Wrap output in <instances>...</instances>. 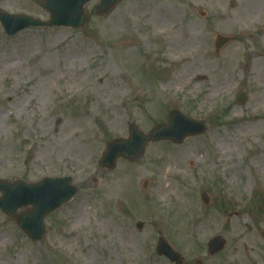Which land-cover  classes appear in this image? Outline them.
Wrapping results in <instances>:
<instances>
[{
  "label": "rangeland",
  "instance_id": "obj_1",
  "mask_svg": "<svg viewBox=\"0 0 264 264\" xmlns=\"http://www.w3.org/2000/svg\"><path fill=\"white\" fill-rule=\"evenodd\" d=\"M42 2L0 0V12L47 20ZM98 4L86 5L80 30L34 27L8 36L0 23V179L71 176L79 189L45 218L40 241L0 210V264H173L156 252L160 236L184 264H242L233 228L246 226L257 237L248 254L241 248L246 264H264V174L257 172L264 60L253 55L254 36L264 44V0H122L105 15ZM175 28L205 34L212 65L190 64L179 75L197 54L178 50ZM217 34L236 38L219 54ZM227 61L233 69L226 72ZM240 86L249 92L244 105L235 100ZM173 108L208 120L209 130L181 144L149 143L140 158L120 159L113 170L100 167L107 143L126 137L130 122L148 132ZM186 150L184 160L172 159ZM160 183L172 189L162 196ZM202 222L211 225L199 233ZM215 236L227 244L210 255Z\"/></svg>",
  "mask_w": 264,
  "mask_h": 264
},
{
  "label": "water",
  "instance_id": "obj_2",
  "mask_svg": "<svg viewBox=\"0 0 264 264\" xmlns=\"http://www.w3.org/2000/svg\"><path fill=\"white\" fill-rule=\"evenodd\" d=\"M91 0H44L41 7L50 14L49 19L42 20L26 14H10L0 12V22L8 35H14L30 27L65 26L74 29H82L89 16L85 5ZM121 0H100L97 5L99 14L110 12ZM233 37L217 35V52ZM239 101L247 100L246 93L241 90L237 96ZM208 129L205 120L190 118L178 109L170 112L169 120L154 127L150 132H143L136 124L129 126V134L126 138H119L109 142L100 158V165L104 169H113L120 158L135 160L144 153L149 142L171 140L182 143L187 137L203 134ZM72 177H44L38 182L29 183L20 179L10 181L0 179V209L9 217L14 218L20 228L34 241L41 240L46 227L44 219L51 212L60 208L77 193L78 188L71 184ZM205 202L208 196L202 194ZM31 206L26 211L19 209ZM137 227L142 229L143 222H138ZM226 241L221 236L213 237L208 244L211 254L221 251ZM157 252L165 255L175 264H183L184 258L165 239L160 237Z\"/></svg>",
  "mask_w": 264,
  "mask_h": 264
},
{
  "label": "bare ground",
  "instance_id": "obj_3",
  "mask_svg": "<svg viewBox=\"0 0 264 264\" xmlns=\"http://www.w3.org/2000/svg\"><path fill=\"white\" fill-rule=\"evenodd\" d=\"M194 23H191L190 21L188 23H186V25L184 26V29L187 31H192V29L194 28L193 26ZM193 26V27H192ZM192 27V28H190ZM176 31L174 32V37L173 39L176 41L180 42V45L178 46V50L181 52V50L183 48H191L197 55L194 57V59H189L185 64L186 65L183 69L179 70V75L184 72L185 74L188 73V66H190V64H201L202 67H204V65H212V61L209 58H206L204 56V41H205V34H191V33H183V35L180 34L179 32V28H175ZM183 30V29H182ZM170 47L175 48V43L171 44L170 42L166 43V48L169 49ZM201 50H198V49ZM237 55V52L234 54ZM233 69V64L231 61H227L225 62V67L224 70L227 72L229 70ZM173 76H176V72L174 73ZM186 77H183V79L185 80ZM224 79L223 75L218 79V83L222 82V80ZM182 79H179V76L176 78V80L174 79L173 82L178 85L180 83ZM229 137V136H228ZM219 149L222 150L224 149V147L219 146ZM159 149H156L153 151L154 154L159 153ZM188 154V150L186 151H181L176 153L175 155H172V159L174 160H184L185 156ZM259 157L264 158V152H261L259 155ZM257 172L263 176L264 174V164H260L259 169L257 170ZM261 178V177H260ZM172 189L170 184H164V183H160L159 186V193L160 195H165L166 193H168L170 190ZM211 225V222H202L200 224H198V226L196 227V231L199 233H203L205 231H207L208 226ZM235 231H239V235L241 236V239L238 241V245L237 247L234 249V252L236 253V255H238L240 257L241 263L242 264H246L247 261V257L243 256L242 250L241 248L245 249L246 254H248V251L251 248V244L255 243L257 240V237L254 235V232L251 231V229H249V227H244V228H240V227H234L233 228ZM251 245V246H250Z\"/></svg>",
  "mask_w": 264,
  "mask_h": 264
},
{
  "label": "flooded vegetation",
  "instance_id": "obj_4",
  "mask_svg": "<svg viewBox=\"0 0 264 264\" xmlns=\"http://www.w3.org/2000/svg\"><path fill=\"white\" fill-rule=\"evenodd\" d=\"M235 40H236V38H235ZM253 55H254V57L258 56L261 60H264V44L262 43V41L257 36H254V38H253ZM263 79H264V75H263ZM258 83L264 84V81H259ZM248 87H249V85H248ZM239 88H241V90H243L245 93H247L248 99H249L248 89L244 88L243 86H240ZM258 88L259 87L257 86V83L255 82V80H253L252 89H255V91H253L252 94L257 93L256 90ZM238 94H239V89H238L236 96ZM236 96H235V100H236Z\"/></svg>",
  "mask_w": 264,
  "mask_h": 264
}]
</instances>
